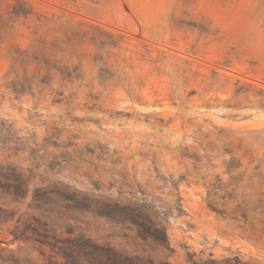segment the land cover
Masks as SVG:
<instances>
[{
	"label": "rangeland",
	"instance_id": "1",
	"mask_svg": "<svg viewBox=\"0 0 264 264\" xmlns=\"http://www.w3.org/2000/svg\"><path fill=\"white\" fill-rule=\"evenodd\" d=\"M27 1L0 264H264V0Z\"/></svg>",
	"mask_w": 264,
	"mask_h": 264
},
{
	"label": "trees",
	"instance_id": "2",
	"mask_svg": "<svg viewBox=\"0 0 264 264\" xmlns=\"http://www.w3.org/2000/svg\"><path fill=\"white\" fill-rule=\"evenodd\" d=\"M33 14V8L27 0H0V41L3 30L9 22L19 17H28Z\"/></svg>",
	"mask_w": 264,
	"mask_h": 264
}]
</instances>
